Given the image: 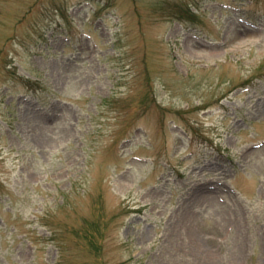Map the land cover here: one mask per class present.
<instances>
[{"label": "rangeland", "instance_id": "1", "mask_svg": "<svg viewBox=\"0 0 264 264\" xmlns=\"http://www.w3.org/2000/svg\"><path fill=\"white\" fill-rule=\"evenodd\" d=\"M0 264H264V0H0Z\"/></svg>", "mask_w": 264, "mask_h": 264}]
</instances>
